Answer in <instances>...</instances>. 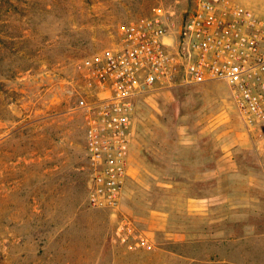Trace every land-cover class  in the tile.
Masks as SVG:
<instances>
[{
	"label": "rangeland",
	"instance_id": "374dc122",
	"mask_svg": "<svg viewBox=\"0 0 264 264\" xmlns=\"http://www.w3.org/2000/svg\"><path fill=\"white\" fill-rule=\"evenodd\" d=\"M233 1L264 18V0ZM190 6L191 0H0V264H182L177 254L186 244L176 238L156 234L148 238L154 249L145 251L116 234L117 221L127 219L144 235L149 216L159 222L175 199L168 180L145 176L151 140L169 148L202 130H213L222 144L247 138L251 149L236 147L234 154L256 155L264 170V129L247 135L223 84L175 87L136 106L130 156H137L128 161L115 215L86 203L75 63L116 44L122 26L156 11L174 39ZM232 254L234 264H264L261 243L234 244Z\"/></svg>",
	"mask_w": 264,
	"mask_h": 264
},
{
	"label": "built area",
	"instance_id": "2783aa9c",
	"mask_svg": "<svg viewBox=\"0 0 264 264\" xmlns=\"http://www.w3.org/2000/svg\"><path fill=\"white\" fill-rule=\"evenodd\" d=\"M155 14L122 26L116 44L75 63L82 91L74 109L89 164L86 203L111 215L120 206L140 100L217 82L247 135L264 129V18L232 0H191L173 39ZM116 234L129 248L154 249L127 219L117 221Z\"/></svg>",
	"mask_w": 264,
	"mask_h": 264
},
{
	"label": "crops",
	"instance_id": "0c3cea01",
	"mask_svg": "<svg viewBox=\"0 0 264 264\" xmlns=\"http://www.w3.org/2000/svg\"><path fill=\"white\" fill-rule=\"evenodd\" d=\"M203 131L169 148L149 141L145 176L168 180L166 190L175 199H169L159 222L149 216L144 236L159 234L186 244V252L177 254L182 264H234V244L261 243L264 248V170L256 155L234 154L236 147L251 149L247 138L222 144L213 130ZM134 155L129 151V160Z\"/></svg>",
	"mask_w": 264,
	"mask_h": 264
}]
</instances>
